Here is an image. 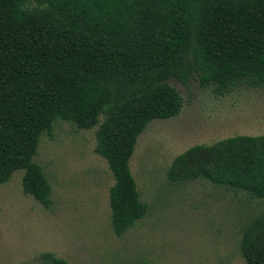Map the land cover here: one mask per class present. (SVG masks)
Instances as JSON below:
<instances>
[{
    "label": "trees",
    "instance_id": "trees-1",
    "mask_svg": "<svg viewBox=\"0 0 264 264\" xmlns=\"http://www.w3.org/2000/svg\"><path fill=\"white\" fill-rule=\"evenodd\" d=\"M264 85V0H0V184L24 170L23 190L51 208L34 160L57 119L96 130L109 164L111 222L121 236L148 210L130 160L153 119L179 114L168 82ZM101 115H104L101 120ZM171 182L206 179L264 197V134L196 144L168 169ZM247 264H264V210L243 230ZM41 264H70L52 251Z\"/></svg>",
    "mask_w": 264,
    "mask_h": 264
},
{
    "label": "rangeland",
    "instance_id": "rangeland-1",
    "mask_svg": "<svg viewBox=\"0 0 264 264\" xmlns=\"http://www.w3.org/2000/svg\"><path fill=\"white\" fill-rule=\"evenodd\" d=\"M168 82L182 96V109L151 120L130 160L145 215L125 234L114 232L109 190L115 178L95 150L98 126L59 118L34 155L51 183L52 207L24 192V170L0 184V264H41L45 251L70 264H247L243 230L264 210V197L206 179L171 182L168 169L193 145L264 134V85L221 87L201 83L197 74L187 83L175 76Z\"/></svg>",
    "mask_w": 264,
    "mask_h": 264
}]
</instances>
